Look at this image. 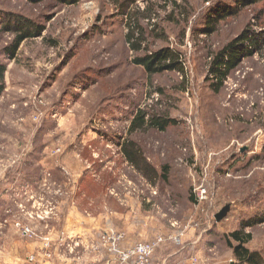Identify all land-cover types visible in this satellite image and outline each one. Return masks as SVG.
<instances>
[{
  "label": "rangeland",
  "instance_id": "rangeland-1",
  "mask_svg": "<svg viewBox=\"0 0 264 264\" xmlns=\"http://www.w3.org/2000/svg\"><path fill=\"white\" fill-rule=\"evenodd\" d=\"M156 1L169 5L163 20H152L169 40L152 42L177 52L184 71L151 78L132 63L126 42L132 21L111 0L65 7L0 0V56L13 38L2 32L4 13L46 28L20 47L16 60L1 58L7 72L0 96V264H21L12 259L18 256L29 264L32 255L40 264H106L111 258L100 249L106 229L125 234L122 248L181 235L183 261L157 260L175 244L169 241L154 253L156 264H237L224 237L250 219L259 224L246 230L253 235L249 248L264 255V17L260 22L250 6L208 36L200 30L202 14L228 7L138 0L132 11ZM169 1L189 2L196 13L188 23L184 16L169 22L176 12ZM245 30L250 41L220 87L210 68L213 53ZM141 111L178 122L165 133H133L158 179H146L122 154ZM199 185L207 191L202 203L191 201ZM134 202L148 204L157 226L149 239L129 243ZM226 206L228 216L216 222ZM71 242L80 245L71 249Z\"/></svg>",
  "mask_w": 264,
  "mask_h": 264
},
{
  "label": "trees",
  "instance_id": "trees-1",
  "mask_svg": "<svg viewBox=\"0 0 264 264\" xmlns=\"http://www.w3.org/2000/svg\"><path fill=\"white\" fill-rule=\"evenodd\" d=\"M33 3L41 2L42 0H31ZM55 7H65L77 5L80 0H54ZM112 4L116 6L115 9H120L122 15L132 21L129 24V31L126 35V42L129 45L130 52L134 53L132 63L143 69V71L151 78L165 72H183L184 66L181 57L177 52L171 48L164 46L160 48L154 47V41H165L167 43V33L162 29L161 34H157L159 22H152L154 17H159L161 20L163 12L167 13L169 5L164 4L160 6L159 2H151L146 11L135 9L132 11V6L138 0H111ZM221 3L227 9H219L214 14H202V26L200 30L212 36L218 31L219 24L228 16L239 15L241 10H245L250 6H255L258 9V18L260 22L264 17V0H201L202 6L207 3ZM172 3L176 12H171L167 19L169 22H175L174 17L184 16L185 22L188 23L192 18V13H196V8L191 7L189 2L179 4L176 1H169ZM230 4V6H228ZM193 10V12H192ZM179 11V12H177ZM147 13V18H145ZM256 14V15H257ZM8 18L3 22L2 32L12 34L13 38L2 49L0 56V96H2L6 89V72L7 66L1 60L2 57L9 60H16L20 47L29 39L40 37L46 30L45 26L34 23L32 20L27 19L21 15L14 13H4ZM144 18H142L141 16ZM147 20L145 24V20ZM144 21V22H143ZM186 23V24H187ZM249 30L243 31L235 40L229 42L220 51L213 53L212 62L210 64L211 72L214 74L219 86L221 87L224 81L228 78L230 73L239 65L244 51V46L250 38L248 36ZM169 40V39H168ZM255 44H258L255 40ZM178 126L177 120L169 115H164L158 111L151 113L150 111H141L129 130V137L125 144L122 146V154L125 160L139 171L146 179H158V171L147 161L145 152L141 145L133 140V133H146L149 131H157L158 133H165L169 128ZM163 179L167 180L169 173V166L163 168ZM260 175V173H258ZM109 180V177H106ZM154 182V181H153ZM232 184V182H229ZM232 190L243 193L242 187H234ZM195 200L193 197L191 201ZM259 224L257 219H250L242 221L240 228L224 237L226 245L233 251L237 264H264V255L258 251H253L249 248L250 243L253 241L252 233H247L246 230L255 227Z\"/></svg>",
  "mask_w": 264,
  "mask_h": 264
},
{
  "label": "built area",
  "instance_id": "built-area-1",
  "mask_svg": "<svg viewBox=\"0 0 264 264\" xmlns=\"http://www.w3.org/2000/svg\"><path fill=\"white\" fill-rule=\"evenodd\" d=\"M194 198L197 203L205 202L208 199L204 185L195 187ZM167 237L159 236L153 243H137L131 247L122 248L121 244L125 239V234L115 230L106 229L101 233L100 249L106 252L111 258L107 260L106 264H156L153 262V260H155L153 255L162 243L165 244L166 242L172 241L179 247L183 245L181 235ZM73 243L74 242H71V245H73ZM79 245V243H75L71 249L79 247ZM27 261L29 264H40L41 262L36 255L30 256Z\"/></svg>",
  "mask_w": 264,
  "mask_h": 264
},
{
  "label": "crops",
  "instance_id": "crops-1",
  "mask_svg": "<svg viewBox=\"0 0 264 264\" xmlns=\"http://www.w3.org/2000/svg\"><path fill=\"white\" fill-rule=\"evenodd\" d=\"M137 201V200H136ZM149 200H146V202ZM135 205L133 204V236L130 237L129 236V243L132 242H136L138 240H141L140 237H142L144 240L145 239H149L150 237L147 236L148 233L151 232V230L153 229V227L157 226L154 224L153 222V218L150 216L149 213V207L148 204L145 205H139L138 202L136 204V202H134ZM150 219V220H148ZM147 220V221H146ZM142 223H147V226H143ZM90 227L92 226V222H89ZM153 232V231H152ZM150 235H153V233H150ZM132 238V239H131ZM170 248V249H169ZM179 246H177L176 244H174L173 246H166L164 247V251L159 254V257H157V260H166L169 261L168 259H170L171 261L175 262H181L184 259V255L181 254L178 251ZM178 253H180L178 255ZM165 255V256H162ZM26 258V256H25ZM164 258V259H161ZM15 261L21 262V264H27L26 260H23L24 258L22 256H18L16 258H12ZM60 264V262H58Z\"/></svg>",
  "mask_w": 264,
  "mask_h": 264
},
{
  "label": "water",
  "instance_id": "water-1",
  "mask_svg": "<svg viewBox=\"0 0 264 264\" xmlns=\"http://www.w3.org/2000/svg\"><path fill=\"white\" fill-rule=\"evenodd\" d=\"M229 212H230L229 206L223 208V210L216 215L215 217L216 222L220 223L221 221H223L228 216Z\"/></svg>",
  "mask_w": 264,
  "mask_h": 264
}]
</instances>
